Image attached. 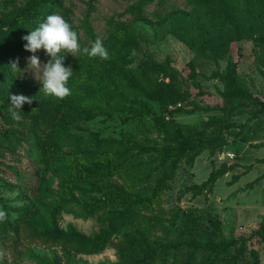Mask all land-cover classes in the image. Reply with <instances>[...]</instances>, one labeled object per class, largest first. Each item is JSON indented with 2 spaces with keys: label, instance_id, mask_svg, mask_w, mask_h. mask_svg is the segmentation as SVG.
Returning a JSON list of instances; mask_svg holds the SVG:
<instances>
[{
  "label": "rangeland",
  "instance_id": "374dc122",
  "mask_svg": "<svg viewBox=\"0 0 264 264\" xmlns=\"http://www.w3.org/2000/svg\"><path fill=\"white\" fill-rule=\"evenodd\" d=\"M25 1L17 0L16 4ZM244 1L235 14L260 23L264 19V0ZM217 10L224 11L219 7ZM226 13L231 11L227 9ZM49 15L63 17L78 34L81 51L75 57L67 54L64 59L65 66L73 70L66 85L68 88L69 83L77 81L86 65L87 55L82 49L90 48L97 38L107 41L118 25H129L138 34V42L130 54L135 61L133 66L146 56L158 62L169 60L184 77L189 72L187 63L195 54L188 44L176 37L165 20L176 16L191 19L201 29L215 27L208 23L207 16L191 6L189 0H60L44 21ZM31 55L27 51L20 58L19 69L11 73L15 84L10 89L0 86V135L8 139L0 141V210L5 208L10 220L7 234L0 239V264H120L121 252L124 255L132 253L129 237L143 236L151 244L177 240L184 220L182 214L175 222L177 209L195 214L203 224L211 220L221 223L222 238H245V251L238 264H250L252 252L258 255L259 264H264V235L257 233L264 221V111L261 105L250 100L243 114L230 119L233 125L227 133L228 144L212 157L204 151L192 167L182 164L170 189L148 209L135 211L129 227L112 234L101 251H86L78 243H47L50 233L56 230L76 233L88 242H94L109 230L106 218H90L84 213L83 206L92 202L94 194L73 193L65 198L61 196L60 185L84 163H94L88 145L92 134L97 133L100 138H118L124 133L138 134V130L136 123H121L120 114L112 115L110 120L103 115L84 120L79 111H89L90 107L82 100L75 103L76 107L56 110L49 104L54 98L40 92L42 84L35 79H39L42 69L33 71L30 65L27 67V58ZM37 55L42 63L49 59L43 50ZM229 57L237 65L242 88L264 104V42L256 37L232 43ZM219 64L221 69L226 65L224 61ZM213 65L208 64L210 68ZM199 71L200 77L194 84L206 95L194 100L201 110L174 117L179 124L204 128L209 117L222 115L205 108L222 105L223 84L207 78L209 69ZM190 91L194 96L196 89ZM33 94L40 97L39 105L25 103L20 111L22 120L14 121L9 112L10 96L30 97ZM154 106L158 111L157 105ZM147 128L148 136L156 144H163L150 121ZM38 143L43 147L42 159L35 156ZM27 147L30 153L26 152ZM228 154L233 158H228ZM212 170L219 171L212 188L197 197L182 193L187 186L205 182ZM112 182L119 190H131L129 182L120 176H114ZM152 182L144 187L148 188ZM119 243L124 244L123 247L116 246ZM229 251L230 256L235 253V249Z\"/></svg>",
  "mask_w": 264,
  "mask_h": 264
},
{
  "label": "trees",
  "instance_id": "16d2710c",
  "mask_svg": "<svg viewBox=\"0 0 264 264\" xmlns=\"http://www.w3.org/2000/svg\"><path fill=\"white\" fill-rule=\"evenodd\" d=\"M17 0H0V86L10 89L14 83L10 62L22 58L27 51L22 39L35 30L57 6L60 0H26L17 5ZM191 6L201 15L207 16L214 28L195 26L191 19L169 16L165 23L176 35L194 51L195 57L187 63L186 77L169 60L158 62L146 56L133 66L131 49L138 42V34L129 25H118L103 46L109 59L89 58L77 81L69 83L71 94L63 100L53 99L49 104L58 111L76 107L79 100L89 106V111H79L84 120L90 121L96 115L110 120L112 115L120 114L123 124L136 123L138 134L124 133L118 138H100L92 134L88 145L93 164L84 163L72 175L64 178L60 188L61 196L69 194H94L92 202L83 206L86 217L99 216L109 221V230L94 242L85 241L78 234H65L61 231L50 233L47 243H78L86 251H101L112 234L126 230L135 211L148 209L171 187L182 164L192 167L195 159L204 151L212 157L227 144V133L232 128L230 119L245 111L246 102L254 101L245 91L237 75V65L229 57L230 45L244 39H258L264 42V19L257 21L240 18L235 14L244 0H189ZM224 11H218L217 8ZM227 9L231 13H226ZM216 12H218L216 14ZM226 13V14H225ZM230 14V15H229ZM264 18V16H262ZM226 63L221 69L220 62ZM214 64L212 68L208 64ZM209 69L208 79L223 84L222 105L206 107L207 111H219L222 115L211 116L204 122V128L197 125H183L175 121L176 114H194L201 110L194 98L206 95L194 81L200 77V69ZM73 81V80H71ZM196 89L194 96L190 89ZM32 106L40 103V97L31 95ZM157 105L158 111L155 110ZM169 111V107H176ZM188 106V108H185ZM161 135L163 144L158 145L148 136L147 122ZM7 136L0 135L6 142ZM10 144L15 145L13 141ZM22 146V142L18 143ZM36 157H44L42 146ZM30 153V148L25 149ZM219 171L212 170L202 184H193L182 190L197 197L213 187ZM120 176L129 182L131 190H119L112 178ZM153 181V182H152ZM152 182L148 188L144 185ZM7 219L0 223V239L3 240ZM184 214L181 231L177 240L165 243H148L143 236L129 237L128 246L132 253L121 252L120 264H238L243 256L246 239L243 237L222 238L221 223L200 222L193 213L175 211V222ZM264 235V221L257 230ZM52 244V243H51ZM53 245V244H52ZM119 243L116 246L123 247ZM230 249L235 253L229 255ZM250 264H259L258 255L252 252Z\"/></svg>",
  "mask_w": 264,
  "mask_h": 264
},
{
  "label": "clouds",
  "instance_id": "9594fccd",
  "mask_svg": "<svg viewBox=\"0 0 264 264\" xmlns=\"http://www.w3.org/2000/svg\"><path fill=\"white\" fill-rule=\"evenodd\" d=\"M22 39L27 42L24 44V49L32 53L27 58V67L30 65L33 71L42 69L39 79L34 76L42 84L40 92L57 100H63L69 96L71 90L66 85L73 70L71 66H65L64 59L67 54L75 57L76 53L81 51L77 32L72 30L71 25L63 17L49 15L35 30L30 31ZM41 50L49 58L46 63H42L37 55ZM82 51L89 58L109 59L108 51L100 38H97L90 48L84 47ZM10 66L12 71L19 69L18 60L10 62ZM10 100L9 112L12 119L22 120L21 108L25 103L31 105L32 99L24 95H11ZM6 219L7 213L0 210V222Z\"/></svg>",
  "mask_w": 264,
  "mask_h": 264
},
{
  "label": "built area",
  "instance_id": "2783aa9c",
  "mask_svg": "<svg viewBox=\"0 0 264 264\" xmlns=\"http://www.w3.org/2000/svg\"><path fill=\"white\" fill-rule=\"evenodd\" d=\"M228 158L232 159L233 155L232 154H228Z\"/></svg>",
  "mask_w": 264,
  "mask_h": 264
}]
</instances>
